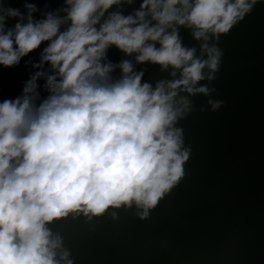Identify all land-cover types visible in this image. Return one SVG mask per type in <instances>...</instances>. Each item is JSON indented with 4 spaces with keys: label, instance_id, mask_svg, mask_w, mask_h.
<instances>
[{
    "label": "clouds",
    "instance_id": "1",
    "mask_svg": "<svg viewBox=\"0 0 264 264\" xmlns=\"http://www.w3.org/2000/svg\"><path fill=\"white\" fill-rule=\"evenodd\" d=\"M135 2L64 0L40 12L29 0H0V68L45 45L26 62L34 71L21 93L0 99V264H74L49 227L69 216L115 220L135 209L148 219L185 176L191 149L180 121L197 110L193 97L208 98L201 112L223 107L210 87L218 41L259 0H140L130 14L112 11ZM179 27L203 41L199 55ZM113 46L137 64L171 68L172 79L142 82L131 60H107Z\"/></svg>",
    "mask_w": 264,
    "mask_h": 264
},
{
    "label": "water",
    "instance_id": "2",
    "mask_svg": "<svg viewBox=\"0 0 264 264\" xmlns=\"http://www.w3.org/2000/svg\"><path fill=\"white\" fill-rule=\"evenodd\" d=\"M5 2L21 7L24 0ZM29 2L40 12L64 4ZM139 2L112 11L127 15ZM40 12L34 14L37 19ZM179 36L183 46L195 47L199 55L203 41L196 40L191 29L179 27ZM218 45L224 55L210 87L216 89L212 97L224 104L217 112H201L208 98L193 97L197 110L180 121L191 149L180 183L145 220L135 209H120L115 220L109 213L91 222L82 216L53 222L50 229L63 240L58 253L67 249L74 264H264V0ZM44 46L19 66L0 68V99L21 93L23 81L34 71L26 62H38ZM125 59L133 62L135 71L143 69L142 82L153 87L172 79L171 68L137 64L134 55L126 56L114 46L107 51L113 64ZM111 75L118 79L119 68Z\"/></svg>",
    "mask_w": 264,
    "mask_h": 264
}]
</instances>
